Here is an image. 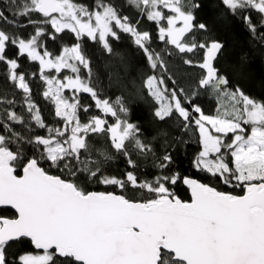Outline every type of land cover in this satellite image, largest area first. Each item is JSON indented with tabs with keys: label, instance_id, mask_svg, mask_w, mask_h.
Wrapping results in <instances>:
<instances>
[{
	"label": "snow or ice",
	"instance_id": "obj_1",
	"mask_svg": "<svg viewBox=\"0 0 264 264\" xmlns=\"http://www.w3.org/2000/svg\"><path fill=\"white\" fill-rule=\"evenodd\" d=\"M125 5L139 17L135 22L121 14ZM202 6L201 0H125L119 7L114 0H0V66L23 93L20 114L15 99L0 97V206L15 213L0 216V264H264V100L246 94L218 66L225 42L214 29L239 20L264 46V0H216L211 23L199 18ZM144 19L155 23L156 39L166 48L181 56L202 53L199 60H183L201 70L198 77L181 86L168 73L164 54L151 48V32L140 29ZM65 32L76 42L54 55L46 42ZM121 33L172 84L153 73L137 87L118 68L109 71L111 62L105 65L109 83L115 76L130 94L146 90L155 101L152 115L164 127L151 139L131 121L123 94L101 96L83 47L86 37L121 58L112 46ZM21 61L38 62L56 124L42 118L29 82L37 73L21 71ZM65 69L62 79L50 74ZM82 93L99 114L89 115L92 104L82 102ZM204 93L217 100L215 114L198 103ZM189 140L198 146L191 168L204 178L180 169V149ZM117 155L127 166L121 177L107 174ZM142 163L152 172L144 179L137 174ZM93 184L120 192L89 190ZM177 185L186 187L189 199L177 194ZM23 240L33 250L9 251Z\"/></svg>",
	"mask_w": 264,
	"mask_h": 264
},
{
	"label": "trees",
	"instance_id": "obj_2",
	"mask_svg": "<svg viewBox=\"0 0 264 264\" xmlns=\"http://www.w3.org/2000/svg\"><path fill=\"white\" fill-rule=\"evenodd\" d=\"M85 2L91 5L93 0H85ZM114 2L118 7L125 4V0H114ZM201 2L203 6L198 16L200 19L207 20L211 23L217 11V9L213 8V3L216 2V0H201ZM6 14L10 15V13ZM121 14L130 15L133 18V22L139 18L134 9L127 5L123 7ZM253 19H257L255 13H253ZM140 29L142 31L148 30L151 32L153 38L151 48L156 52L164 54L168 66V73L173 75L181 86L188 83L190 78L199 76L201 70L199 68L184 65L183 60L186 58L199 60L202 53L197 55L185 54L181 56L178 54V50H174L173 46H167L166 48L163 42L156 39L157 33L154 22H148L144 19L140 24ZM214 29L218 37L225 42L224 52L217 62L218 66H220L223 71H226L231 82L233 84H239L246 94L258 100H264V46L251 40L250 33L239 20H228L224 23L216 24L214 25ZM261 30L264 31V29ZM26 31L31 32L32 29L28 28ZM75 42L73 35L65 32L56 41L47 40L46 43L48 49L53 52L54 55H58L61 51L62 44L70 46ZM112 46L115 52L121 54V58L109 56L100 44L86 37L83 39V47L86 55L91 61L94 76L99 77L97 90L100 91L102 97H107L112 100H115L117 96L123 94L131 109V121L141 126L145 138L151 139L156 129L164 127V125L158 124L152 115L155 101L146 95V90L141 94H130L129 90L118 86L115 76H113L112 82L109 83V78L105 72V65L111 62L114 67H110L108 69L109 71L115 72L118 68L121 76L124 77L127 82L135 81L137 87H141L144 78L153 73L157 77L164 75L169 88L172 87L171 81L167 80V74H165L161 68L157 67L155 70L151 69L143 50L134 45L133 39L129 34L121 33L118 41H112ZM168 52H171V55H168ZM21 65V71L37 73L36 76L30 77L29 79L32 98L41 110V116L45 122L50 125L56 124L54 105L43 97L46 86L43 81L39 79L37 71L38 62L21 61ZM5 73L6 69L0 66V97L6 94L7 99H15L17 105L13 110L20 114L23 111L21 106L23 93L21 90L15 89L11 82L5 79ZM65 73L68 75V71ZM82 75L87 78L86 69H82ZM80 95L83 103L92 104V111L89 115L99 114L89 95L83 93ZM68 96H72V94H68ZM198 103L202 105L206 114L216 113L217 100L212 95L208 93L202 94ZM221 103H224V101H221ZM0 107H3V105H0ZM174 119L175 117H173V120ZM110 122H112L111 118ZM168 123H172V121H168ZM15 127L16 131L27 134L23 125H16ZM36 134L46 135V130L37 129ZM185 139L188 140L189 137L186 135ZM197 150L198 146L193 140H189V143L182 146L180 149L178 163L180 169L185 174H190L195 178H204V173L197 172L195 169H192L190 165V159ZM106 167L108 168V175L117 177H121L127 168L123 158L118 155L115 159L108 161ZM53 174L56 173L54 172ZM137 174L140 175L141 179H144L152 175V172L148 165L142 163ZM203 182L208 183L210 181L209 179H204ZM89 190L120 192L119 188L113 186L95 184L91 185ZM222 190L239 192V189L233 190L231 187H222ZM129 194H131V192H129ZM177 194L183 199H189L188 190L183 185H177ZM0 216L12 217L14 213L8 208H0ZM31 250L33 249L31 248L30 242L27 240L13 244L9 249L12 253Z\"/></svg>",
	"mask_w": 264,
	"mask_h": 264
},
{
	"label": "rangeland",
	"instance_id": "obj_3",
	"mask_svg": "<svg viewBox=\"0 0 264 264\" xmlns=\"http://www.w3.org/2000/svg\"><path fill=\"white\" fill-rule=\"evenodd\" d=\"M68 71V74H69V70L65 69V70H62V73L61 74H57L55 73L54 70H51L50 74L51 75H59L60 78L62 79L64 75H67L65 72ZM66 96H68V94H73L71 91L69 90H65V93H64Z\"/></svg>",
	"mask_w": 264,
	"mask_h": 264
},
{
	"label": "water",
	"instance_id": "obj_4",
	"mask_svg": "<svg viewBox=\"0 0 264 264\" xmlns=\"http://www.w3.org/2000/svg\"><path fill=\"white\" fill-rule=\"evenodd\" d=\"M188 194H189V198H190V193L188 192ZM0 208H8V207L0 206ZM8 209H10V208H8ZM10 210L14 213V210H12V209H10ZM14 215H15V213H14ZM4 217H9V216H4Z\"/></svg>",
	"mask_w": 264,
	"mask_h": 264
}]
</instances>
